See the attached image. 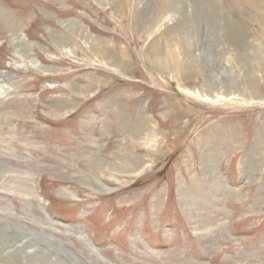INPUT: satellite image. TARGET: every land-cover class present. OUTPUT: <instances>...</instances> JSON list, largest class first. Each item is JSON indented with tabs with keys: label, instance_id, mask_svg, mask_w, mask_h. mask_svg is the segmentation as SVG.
<instances>
[{
	"label": "rangeland",
	"instance_id": "obj_1",
	"mask_svg": "<svg viewBox=\"0 0 264 264\" xmlns=\"http://www.w3.org/2000/svg\"><path fill=\"white\" fill-rule=\"evenodd\" d=\"M0 264H264V0H0Z\"/></svg>",
	"mask_w": 264,
	"mask_h": 264
},
{
	"label": "bare ground",
	"instance_id": "obj_2",
	"mask_svg": "<svg viewBox=\"0 0 264 264\" xmlns=\"http://www.w3.org/2000/svg\"><path fill=\"white\" fill-rule=\"evenodd\" d=\"M172 5V4H171ZM168 6V4H165L166 10H170L172 6ZM174 7V6H173ZM163 8V7H162ZM171 13V12H170ZM173 16L171 14H168L167 16H165L164 19L161 20H157L158 24L156 28H152L154 30V32L150 35V38L158 31L161 30L162 27L165 26V24L172 22L174 19L172 18ZM176 20V19H175ZM223 21H224V26H225V33L227 35V38L230 42L231 45H233V47H235V49L237 50V52L239 53V57H242V52L241 50V43H242V34H240L239 30H238V25L235 26L233 24V21H231L229 14L224 10V16H223ZM174 24V23H173ZM180 24V23H179ZM154 27V26H153ZM175 26H173L172 29H169V32H171L170 30H173ZM241 27V26H240ZM170 28V27H169ZM168 33V32H167ZM172 34V33H171ZM170 34V36H171ZM192 39V38H191ZM95 45H101V42L99 41H95ZM161 46V45H160ZM158 45L157 48H155V55H154V62L157 64V66L160 67H167L168 66V60L164 57H162V53H161V47ZM156 47V45H155ZM160 47V48H159ZM103 49V48H102ZM106 56V55H105ZM104 56V57H105ZM108 58V56H107ZM112 59V58H111ZM109 61V60H108ZM149 138V136H148ZM150 140V139H149ZM153 140V139H151ZM154 141V140H153ZM135 165V164H133ZM146 167V166H145ZM143 170H140V172L138 173H133L135 176H139L142 173ZM131 173V172H130ZM108 189V188H107ZM107 191H111V189H108Z\"/></svg>",
	"mask_w": 264,
	"mask_h": 264
}]
</instances>
